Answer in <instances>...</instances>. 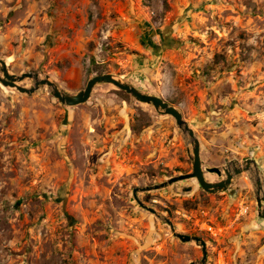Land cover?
<instances>
[{"label": "rangeland", "instance_id": "rangeland-1", "mask_svg": "<svg viewBox=\"0 0 264 264\" xmlns=\"http://www.w3.org/2000/svg\"><path fill=\"white\" fill-rule=\"evenodd\" d=\"M0 60L73 95L111 74L164 99L209 182L226 176L208 168L256 162L225 192L189 179L135 198L193 171L173 117L111 84L70 107L0 79V264H201L137 199L205 240L206 264H264V0H0Z\"/></svg>", "mask_w": 264, "mask_h": 264}, {"label": "water", "instance_id": "water-1", "mask_svg": "<svg viewBox=\"0 0 264 264\" xmlns=\"http://www.w3.org/2000/svg\"><path fill=\"white\" fill-rule=\"evenodd\" d=\"M0 64L2 65L3 69V75L4 78H0L1 82L5 86H9L12 88L17 89L21 93H25L28 95L34 94L37 90H39L42 86H46L50 89L52 95L59 100L63 105L75 107L79 105H83L89 101L91 98V95L97 85L100 84H111L118 88L121 91L126 92L127 94L134 97L137 101L141 103H145L148 105H152L157 112L165 115H169L175 119L176 126L184 133V135L190 137L191 143L193 146V171L188 174H181L179 176L173 177L165 181L164 183H161L159 185L154 186H147L143 188H137L134 191L135 198H137V195L139 192H149L154 190H160L163 188H166L168 186H171L175 183L186 181L189 179H196L199 183V185L206 191L211 194L217 193V192H225L227 191L228 187L231 185L233 179L242 174L243 172H251L252 171V164L256 165V162L253 160H248L246 167H242L239 162L232 163L231 166L220 170L217 167L214 168H208L207 172L209 173H216L220 177L225 174V179L217 182L212 183L207 181L205 177V173L203 170V164L201 159V145L200 141L197 138L195 131L191 128L189 123L185 121L184 116L182 112L174 107L171 106L168 102H166L164 99L144 94L141 91H139L134 86L126 83L121 78H117L114 75L111 74H104V75H97L93 77L87 84L86 88L79 92L78 94H69L63 91L58 84L53 81L50 77L46 76L44 79H40L39 73H25L21 76H15L11 75L7 69V64L0 60ZM25 79H33L35 80V86L31 89L21 87L18 85V83L22 82ZM258 170V169H257ZM256 197H257V203L259 207V216L264 219V183L260 177H258L256 181ZM138 203L141 207L148 210L152 214L156 215L158 218H162L163 221L167 225L170 226L171 231L173 232L174 236L178 238L182 243H196L202 248L203 252V258L201 261V264H206L208 260V250H207V243L205 240H203L201 237L198 236H191L187 234H181L178 233L175 229L174 223L168 219L161 217L160 213L148 205L144 204L139 199ZM191 264H197V263H191Z\"/></svg>", "mask_w": 264, "mask_h": 264}, {"label": "flooded vegetation", "instance_id": "flooded-vegetation-1", "mask_svg": "<svg viewBox=\"0 0 264 264\" xmlns=\"http://www.w3.org/2000/svg\"><path fill=\"white\" fill-rule=\"evenodd\" d=\"M252 166H254V165L252 164Z\"/></svg>", "mask_w": 264, "mask_h": 264}, {"label": "trees", "instance_id": "trees-1", "mask_svg": "<svg viewBox=\"0 0 264 264\" xmlns=\"http://www.w3.org/2000/svg\"><path fill=\"white\" fill-rule=\"evenodd\" d=\"M153 47H154V45H153Z\"/></svg>", "mask_w": 264, "mask_h": 264}]
</instances>
